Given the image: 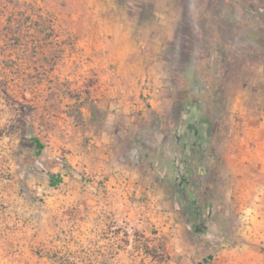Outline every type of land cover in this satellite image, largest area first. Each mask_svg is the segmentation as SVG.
Instances as JSON below:
<instances>
[{"label": "rangeland", "instance_id": "1", "mask_svg": "<svg viewBox=\"0 0 264 264\" xmlns=\"http://www.w3.org/2000/svg\"><path fill=\"white\" fill-rule=\"evenodd\" d=\"M261 123L264 0H0V264H264Z\"/></svg>", "mask_w": 264, "mask_h": 264}, {"label": "crops", "instance_id": "2", "mask_svg": "<svg viewBox=\"0 0 264 264\" xmlns=\"http://www.w3.org/2000/svg\"><path fill=\"white\" fill-rule=\"evenodd\" d=\"M122 91H126V89H122ZM110 93V90L108 91ZM124 103V99L121 100V104ZM126 107V106H125ZM123 121H119V119L115 120L116 122H123V124H125L124 122H126L125 119H120ZM134 119H131V121H133ZM114 122V123H116ZM113 123V124H114ZM128 124V123H127ZM106 125H108V123H106ZM115 125V124H114ZM160 125H162V123H160ZM260 127H258L255 130V134L253 136H251V139L260 141V139H264V125L261 123V125H259ZM163 138V135H155L154 137L152 136V138ZM164 139H162L161 141H163ZM153 143H155V145H157V140L153 141ZM164 143V141H163ZM250 146L252 144V141L250 143H248ZM159 146V145H158ZM256 147V146H255ZM254 146L250 147L249 150H243V159H247L250 160V156L246 155V153L251 154L252 152V148L256 149V148H260L259 145H257V147L255 148ZM161 148V147H160ZM223 151H221L222 154ZM158 155H153L152 158L149 159V161H147L145 164H143L144 166L147 165L149 168L150 164H153L155 166V168H140L138 169V171H128L127 173H125V175H130L132 176V178L134 180H138L137 182H133V183H129V180L126 179V177L124 178L123 175H121V177H117L119 176V172H116L113 176H112V180H114L115 183L120 182L123 185H126L127 183H129L130 188H137V186H141V184H143L144 186H147L149 188H153V189H160V188H164L166 187L165 184H169L170 186L172 185H179V183L184 182L186 179H188V177H185V175L182 173V171L180 169H176L174 171H169V170H165L163 171V168H161L160 166L157 167L156 165H160V163L162 164L163 162V158H159L157 157ZM145 159V157H144ZM144 159L142 160V162H144ZM219 165L217 164L215 167H211L210 170L208 172H205V174H207L206 176V180L209 182V184H213L214 186H216L218 183L221 185L224 182H228V181H232L235 184L237 183H241V186H244V181H257L260 176H256L258 175L257 173H262V171H254V169H252L253 167L251 165L248 166V164H245V166L243 167H238L236 171H225L224 168V162L222 160V157H219ZM142 165V166H143ZM243 168V169H242ZM242 169V170H240ZM204 174L203 171L201 172L200 170H198V175H202ZM232 174V175H229ZM256 174V175H255ZM255 175V176H254ZM122 179V180H121ZM143 180V181H142ZM132 182V181H130ZM142 182V183H141Z\"/></svg>", "mask_w": 264, "mask_h": 264}, {"label": "trees", "instance_id": "3", "mask_svg": "<svg viewBox=\"0 0 264 264\" xmlns=\"http://www.w3.org/2000/svg\"><path fill=\"white\" fill-rule=\"evenodd\" d=\"M32 140H33L34 144L36 145L37 155H41L43 149L45 148V144L42 143L41 140L39 138H36V137H33ZM61 182H63V179H62L60 174L51 176V184L53 186H57Z\"/></svg>", "mask_w": 264, "mask_h": 264}]
</instances>
